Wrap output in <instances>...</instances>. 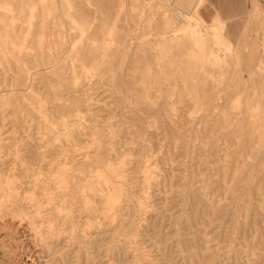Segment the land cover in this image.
Wrapping results in <instances>:
<instances>
[{"label": "rangeland", "instance_id": "374dc122", "mask_svg": "<svg viewBox=\"0 0 264 264\" xmlns=\"http://www.w3.org/2000/svg\"><path fill=\"white\" fill-rule=\"evenodd\" d=\"M49 2L0 0V177L18 194L0 195V220L23 228L28 264H264V116L249 95L264 97V77L246 81L252 49L231 57L213 23L145 0L141 22L135 0H70L92 43ZM96 157L127 161L131 197L110 209L103 167L68 180ZM53 204L73 224L45 221Z\"/></svg>", "mask_w": 264, "mask_h": 264}, {"label": "bare ground", "instance_id": "6f19581e", "mask_svg": "<svg viewBox=\"0 0 264 264\" xmlns=\"http://www.w3.org/2000/svg\"><path fill=\"white\" fill-rule=\"evenodd\" d=\"M140 0H135L137 2L136 6L131 7V14H133L132 19L135 22H141V18L144 15V9H140L138 3ZM152 3H155L156 10L164 11V13H168L170 17L177 16L180 17L181 20L187 22V24H194V25H200V26H206L207 23L202 20V18L199 15V9L202 5V0H145V5L148 8L151 6ZM49 8H54L59 11V13L64 17V19H67L70 21L71 24L74 25L76 30L79 32V34L83 37H86L88 41H91L92 43L95 42V39L93 37L86 36L87 31H84L83 29L79 28V25L75 21V16L72 14V4L70 0H50L48 4ZM45 6H40V12L37 13V16L40 18H43L48 10ZM64 11H66L64 13ZM32 15L28 17V22L31 21ZM131 20V19H130ZM133 20H131L132 23ZM172 18H166L163 22H159V29L161 31H167L168 27L171 24ZM3 39L6 42H10L11 35L6 29V25L3 26ZM223 23L222 22H214L212 26L210 27L217 38V42L222 41L225 43L226 50L228 53H231V57H237V54H240L242 50L238 47H234V45L224 36L222 33ZM107 38L104 37V47H107L109 44L106 42ZM112 41V40H109ZM11 43V42H10ZM23 41L21 44L15 45L19 49V51H22L24 49L23 47ZM243 45L245 48H247V41L243 40ZM173 43L170 42L167 44L168 49L171 51L169 58L172 60L173 57ZM75 47L73 46L72 49ZM263 49H264V43H263ZM234 54V55H233ZM175 57H188L183 54L182 51H178L175 54ZM253 56L248 55L246 62L252 61ZM81 62V65H85L84 61L82 59H79ZM218 61V60H217ZM256 69V70H255ZM251 69V65L246 66V76L247 82L251 78L252 74L256 72H261L264 77V71H263V65H259L258 68ZM85 70V69H84ZM223 73L219 74V84H228L229 78L228 76ZM245 81V82H246ZM241 89V87H240ZM250 97L254 101V106H262V109L259 111L264 116V97H258L255 95L254 92L249 94ZM255 97V98H253ZM127 166V161H119L117 164L112 161L111 158H104L101 159L99 157H96L92 161H89L86 164H83L82 166H76L70 170H67L68 180L69 181H78L82 179L85 176V172H93L97 168L103 167L105 173L109 176L108 183L105 186L106 193L102 196L101 199H103L104 206L106 209H110L111 205L115 203L116 201H122L126 197H131L132 193V185H131V177L125 176L123 173L125 172V167ZM102 178V177H100ZM13 184L10 179H8V182L4 179H1L0 177V195L3 197H6L7 199L15 198L18 194L15 192V189H13ZM54 199V198H53ZM50 205V204H49ZM79 204H76V207ZM99 208V207H97ZM4 211L2 208L0 209V219L3 217ZM61 209L59 207H56L55 204L52 205V209L50 210L51 218L47 217L45 218V221L51 222L54 221V225H70L74 222V214L73 212H66L65 216L60 213ZM10 213H13L12 211H9ZM108 214V213H107ZM25 228V227H24ZM23 228L17 225L15 219H11L10 221H3L0 220V257L3 255L4 257L12 258V264H28V261H30V255L26 256L24 252H22V249L20 245L16 242H19L21 239H23ZM18 237L19 240H18ZM24 259H27L24 261ZM11 261V260H10ZM15 261V262H14ZM6 262V261H5ZM10 263V262H9ZM8 263V264H9ZM0 264H4V262L0 259Z\"/></svg>", "mask_w": 264, "mask_h": 264}, {"label": "crops", "instance_id": "0c3cea01", "mask_svg": "<svg viewBox=\"0 0 264 264\" xmlns=\"http://www.w3.org/2000/svg\"><path fill=\"white\" fill-rule=\"evenodd\" d=\"M199 15L204 22L223 23L224 36L234 45L242 48L243 40L252 49L247 54L253 56L252 61L245 62L251 69L263 65L264 58L257 55L264 54V3L258 0H202ZM240 42L235 44L234 42Z\"/></svg>", "mask_w": 264, "mask_h": 264}, {"label": "built area", "instance_id": "2783aa9c", "mask_svg": "<svg viewBox=\"0 0 264 264\" xmlns=\"http://www.w3.org/2000/svg\"><path fill=\"white\" fill-rule=\"evenodd\" d=\"M258 1H260V2L264 3V0H258Z\"/></svg>", "mask_w": 264, "mask_h": 264}]
</instances>
